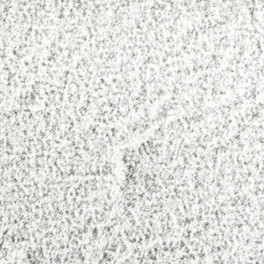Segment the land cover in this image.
<instances>
[{
	"label": "snow or ice",
	"instance_id": "6c2138e0",
	"mask_svg": "<svg viewBox=\"0 0 264 264\" xmlns=\"http://www.w3.org/2000/svg\"><path fill=\"white\" fill-rule=\"evenodd\" d=\"M0 264H264V0H0Z\"/></svg>",
	"mask_w": 264,
	"mask_h": 264
}]
</instances>
